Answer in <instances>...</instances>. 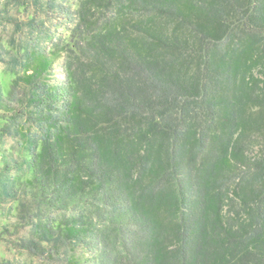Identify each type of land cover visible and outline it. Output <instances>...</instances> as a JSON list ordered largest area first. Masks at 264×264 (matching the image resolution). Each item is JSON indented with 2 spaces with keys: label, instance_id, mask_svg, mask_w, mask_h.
<instances>
[{
  "label": "trees",
  "instance_id": "1",
  "mask_svg": "<svg viewBox=\"0 0 264 264\" xmlns=\"http://www.w3.org/2000/svg\"><path fill=\"white\" fill-rule=\"evenodd\" d=\"M71 1L0 0V264H264V0Z\"/></svg>",
  "mask_w": 264,
  "mask_h": 264
},
{
  "label": "rangeland",
  "instance_id": "2",
  "mask_svg": "<svg viewBox=\"0 0 264 264\" xmlns=\"http://www.w3.org/2000/svg\"><path fill=\"white\" fill-rule=\"evenodd\" d=\"M70 3H74L71 0H68ZM6 36H4L1 31H0V42H2L4 45H6ZM256 74L258 76L259 79L264 80V75L261 73H264V70L260 69L259 67L256 68ZM15 75L10 73L9 71H7V69L5 68L4 65L0 64V83L2 86V90L4 93H7L12 86V81L14 80ZM263 86V84H261ZM5 115V113L3 112V110L0 109V130L2 127L5 126V122L3 120V116ZM8 151L10 153H13L14 155H16L17 153V145L15 142H13L12 140L8 139L7 137H5L4 139L0 137V169L3 167L4 165V151ZM264 151V140L261 141H256V143L253 145V147L250 148V153L249 155L251 157L253 156H259L261 157V155H263ZM13 216H7V211L6 208L5 209H0V232H1V227L4 225H8L9 222L12 220ZM15 257H21L24 260V256L23 255H18L17 253L13 252V253H8L3 245V243H0V260L3 259H12ZM26 259V258H25ZM27 263H31L34 264V261H32L31 259H26Z\"/></svg>",
  "mask_w": 264,
  "mask_h": 264
}]
</instances>
